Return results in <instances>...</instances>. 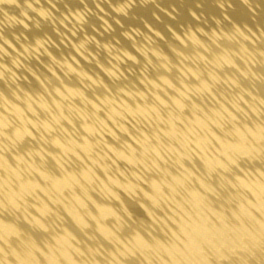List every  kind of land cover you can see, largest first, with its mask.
Returning <instances> with one entry per match:
<instances>
[{
	"label": "bare ground",
	"instance_id": "obj_1",
	"mask_svg": "<svg viewBox=\"0 0 264 264\" xmlns=\"http://www.w3.org/2000/svg\"><path fill=\"white\" fill-rule=\"evenodd\" d=\"M0 264H264V0H0Z\"/></svg>",
	"mask_w": 264,
	"mask_h": 264
}]
</instances>
